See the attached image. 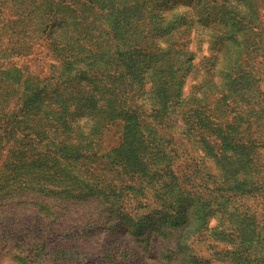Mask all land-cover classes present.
<instances>
[{
    "label": "rangeland",
    "instance_id": "obj_1",
    "mask_svg": "<svg viewBox=\"0 0 264 264\" xmlns=\"http://www.w3.org/2000/svg\"><path fill=\"white\" fill-rule=\"evenodd\" d=\"M0 264H264V0H0Z\"/></svg>",
    "mask_w": 264,
    "mask_h": 264
}]
</instances>
